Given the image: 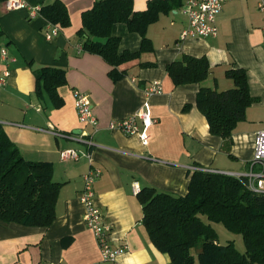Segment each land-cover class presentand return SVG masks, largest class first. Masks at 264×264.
<instances>
[{
	"label": "crops",
	"instance_id": "1",
	"mask_svg": "<svg viewBox=\"0 0 264 264\" xmlns=\"http://www.w3.org/2000/svg\"><path fill=\"white\" fill-rule=\"evenodd\" d=\"M25 1L40 8L56 1L64 3L71 25H57L58 35L48 40L52 24L40 12L8 10L6 0H0V78L9 71L5 85H0V124L24 159L50 163L54 181L62 186L51 226L0 221V264H114L103 260L84 220L80 194L91 166L102 171L95 183L96 203L104 222L112 227L111 244L128 248L118 263L172 264L151 242L134 184L141 190L154 188L185 196L195 171L227 174L249 170L256 133L264 130L252 118V112L264 110V15L255 0H231L217 18L216 38L181 41L186 17L180 10L172 12L182 15L178 19L172 13L163 14L147 30L153 51L119 66L124 76L114 80L109 74L112 67L101 56L84 51L78 36L83 13L97 0ZM149 1L133 0L134 10L145 11ZM111 33L120 39V54L140 52L142 37L126 24H115ZM184 55L208 59L210 72L203 83L174 85L167 66ZM146 63L155 65L143 66ZM48 67L65 72L66 84L57 89L59 105L38 90L37 75ZM231 69L246 71L256 103L247 109L245 121L237 125L228 145L222 137L211 134L207 118L197 107V94L202 87L233 89L234 81L227 76ZM153 83L161 84L162 93L148 96ZM76 90L91 99L99 123L95 133L79 121ZM146 101L155 121L148 143L109 129L111 121L135 115ZM51 129L66 136H56ZM86 134H93V146L84 141ZM66 149L91 153L92 162L87 157L63 161L61 152Z\"/></svg>",
	"mask_w": 264,
	"mask_h": 264
},
{
	"label": "trees",
	"instance_id": "2",
	"mask_svg": "<svg viewBox=\"0 0 264 264\" xmlns=\"http://www.w3.org/2000/svg\"><path fill=\"white\" fill-rule=\"evenodd\" d=\"M184 2L150 0L145 11L137 12L133 0H97L82 15L78 32L82 48L101 56L112 67L111 78L118 80L124 76L119 66L153 51L148 27L158 22L161 15L179 11ZM40 14L53 25H71L68 9L60 1L42 7ZM119 23L140 34V52L119 53L120 39L111 33ZM167 72L176 87L201 84L209 76L210 64L206 57L184 55L169 64ZM227 76L235 87L227 91L202 87L197 94V107L207 118L211 134L230 145L237 125L245 121L247 109L256 103V98L251 95L244 69H231ZM37 82L40 92L45 91L56 105L62 103L57 89L66 84L63 70L43 68ZM61 186L53 179V166L25 160L0 124V221L29 227L51 226L56 219ZM138 195L151 242L170 257L172 264H264V197L249 191L243 179L198 170L192 174L185 196L154 188H144ZM214 224L242 235L245 251L241 252L234 241L221 244Z\"/></svg>",
	"mask_w": 264,
	"mask_h": 264
},
{
	"label": "built area",
	"instance_id": "3",
	"mask_svg": "<svg viewBox=\"0 0 264 264\" xmlns=\"http://www.w3.org/2000/svg\"><path fill=\"white\" fill-rule=\"evenodd\" d=\"M231 0H185L180 9V13L187 19V26L183 29L180 40L188 39H205L216 38L218 36L217 18L221 14L224 5ZM259 11L264 15V0H255ZM6 8L8 10L29 9L32 14L41 11L40 7H31L25 0H6ZM51 31L46 35L48 40L53 39L59 33L57 25H51ZM4 57L7 56L5 50L2 51ZM9 71L4 72L0 78V85L6 83ZM162 93L160 83H153L147 90V95ZM75 104L78 112L79 121L82 124L89 125L94 129V133L99 130L98 118L94 114L93 105L88 94L83 91L76 90L74 92ZM150 112V104L146 101L139 111L130 117L113 120L109 124L110 130H119L129 136H138L143 143H148L149 129L154 124ZM143 129L141 130V126ZM56 136L63 137L65 134L56 132L51 129ZM84 141L93 146V134H86ZM82 157H87L92 162L91 153H82L75 149H66L61 152L63 161H78ZM206 172L221 173L214 170H202ZM102 171L99 168L91 166L89 171L84 175V187L80 194V202L84 207V220L87 227L93 233L99 246L104 261L119 264L117 259L128 248H114L110 241L112 227L103 220V214L96 203L95 183L101 176ZM225 174V173H222ZM226 175L243 179L247 188L252 193L264 197V130L258 131L255 136L254 157L249 163V170L246 173H227ZM141 191L138 183L134 184V192L139 194ZM13 264H23L15 262ZM44 264V263H38Z\"/></svg>",
	"mask_w": 264,
	"mask_h": 264
},
{
	"label": "rangeland",
	"instance_id": "4",
	"mask_svg": "<svg viewBox=\"0 0 264 264\" xmlns=\"http://www.w3.org/2000/svg\"><path fill=\"white\" fill-rule=\"evenodd\" d=\"M171 16L177 19L182 18L180 13H172ZM252 118L254 119V124L258 125L259 127H264V110L252 112ZM214 226L219 233V242L221 244H226L228 240H236L238 242V246H240L242 250H245V244L242 235L229 232L222 224H214Z\"/></svg>",
	"mask_w": 264,
	"mask_h": 264
}]
</instances>
